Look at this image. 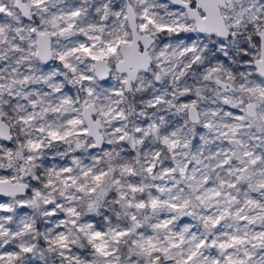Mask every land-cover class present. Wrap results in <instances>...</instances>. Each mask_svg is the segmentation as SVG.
I'll list each match as a JSON object with an SVG mask.
<instances>
[{
  "label": "clouds",
  "instance_id": "clouds-1",
  "mask_svg": "<svg viewBox=\"0 0 264 264\" xmlns=\"http://www.w3.org/2000/svg\"><path fill=\"white\" fill-rule=\"evenodd\" d=\"M0 264H264V0H0Z\"/></svg>",
  "mask_w": 264,
  "mask_h": 264
},
{
  "label": "snow or ice",
  "instance_id": "snow-or-ice-1",
  "mask_svg": "<svg viewBox=\"0 0 264 264\" xmlns=\"http://www.w3.org/2000/svg\"><path fill=\"white\" fill-rule=\"evenodd\" d=\"M77 13H73V15H76ZM117 43H120L119 41ZM81 48H83V50L86 52V53H89L90 55H92V58L93 59H99L100 56L99 55H94L91 53L90 49L85 47L84 45H81ZM116 51V48L112 45H109L108 46V50L107 52H105L103 49L100 50V55H107L108 53H111V52H115ZM97 179H99V177H97ZM223 247V245H221ZM188 259H191V257H189Z\"/></svg>",
  "mask_w": 264,
  "mask_h": 264
}]
</instances>
